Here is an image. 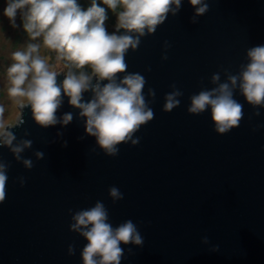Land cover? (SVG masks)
Instances as JSON below:
<instances>
[{"label":"water","instance_id":"1","mask_svg":"<svg viewBox=\"0 0 264 264\" xmlns=\"http://www.w3.org/2000/svg\"><path fill=\"white\" fill-rule=\"evenodd\" d=\"M209 7L192 23L195 9L182 0L178 15L169 14L137 51L129 50L128 71L145 76V96L148 88L156 92L154 119L136 134L137 146L121 145L111 157L86 135L79 119L43 129L30 108H23L24 124L8 129L17 137L14 143L33 141L20 155L34 167L26 169L8 146L0 148V158L12 165L0 203V264H83L86 241L70 231L69 209L97 200L114 226L131 219L145 239L142 248L128 246L133 254L125 247L121 264H264V127L253 131L264 125V109L256 117L237 93L244 119L225 135L215 132L210 111L199 116L187 111L202 79L203 86L213 87V73L221 71L224 79L222 69L236 71L249 47L264 44V0H212ZM165 41L171 47L162 60ZM173 83L184 95L180 107L166 113L164 96ZM69 111L78 116L65 97L57 114ZM37 150L44 152L42 160L34 155ZM111 186L123 200L113 203ZM205 235L209 245L201 243ZM72 243L76 254L69 256ZM216 244L220 252H210Z\"/></svg>","mask_w":264,"mask_h":264},{"label":"clouds","instance_id":"2","mask_svg":"<svg viewBox=\"0 0 264 264\" xmlns=\"http://www.w3.org/2000/svg\"><path fill=\"white\" fill-rule=\"evenodd\" d=\"M212 0H189L195 9L192 23H198L210 11ZM182 0H90L87 8L79 0H7L4 16L14 27L19 15L28 41L11 54V63L6 68L7 96L22 108H30L35 123L43 129L56 125L67 126L79 119L86 135L95 139L106 155L116 157L119 146H137L140 138L136 134L143 126L153 121L155 113L151 104L156 92L144 89L147 80L140 72H129L126 56L129 50L135 52L142 38L155 34L171 14L178 15ZM109 11L115 17L114 31H109L106 22ZM168 41L164 42L162 60L168 59ZM42 49L51 55H42ZM63 67V71L57 68ZM147 71H151L149 67ZM213 73L210 83L189 97L187 109L190 115L199 116L210 111L217 134L225 135L239 128L244 119V104L236 98L237 93L251 106L254 115H261L264 109V44L251 46L246 50V62L236 71L222 69ZM63 75V80L58 77ZM164 96L163 111L171 113L180 107L184 93L175 83ZM90 93L86 99L85 94ZM65 97L69 105L78 110L57 113ZM150 98V99H149ZM5 107L0 105V148L9 147L14 159L21 161L26 169L34 167L31 158L20 154L31 149L33 141L21 139L18 142L13 131L6 128L3 115ZM24 121H19L22 126ZM264 125H257L253 131ZM30 135L25 132V136ZM57 136L62 137L63 132ZM81 140L84 137H80ZM67 146V142H65ZM38 160L44 152L37 150ZM11 163L0 158V203L6 199L8 172ZM21 187L26 180L19 178ZM113 203L124 199L120 189H108ZM69 229L86 243L80 255L83 264H121L125 247L129 254L133 248L143 247L145 239L133 220L113 225L108 208L97 200L91 207L69 209ZM201 243L209 245V237H202ZM219 253V244L209 248ZM76 254V244L68 246V255Z\"/></svg>","mask_w":264,"mask_h":264},{"label":"rangeland","instance_id":"3","mask_svg":"<svg viewBox=\"0 0 264 264\" xmlns=\"http://www.w3.org/2000/svg\"><path fill=\"white\" fill-rule=\"evenodd\" d=\"M7 0H0V105L5 107L3 120L6 128L16 125L21 116L23 108L19 104L14 103L6 93L7 79L6 68L11 63V54L18 50L22 45L27 43L28 38L23 31L22 22L17 16L16 24L19 27H14L7 17L4 16V8ZM108 30L114 31V26ZM42 55H51L47 50L42 49ZM63 67L57 68V71H63Z\"/></svg>","mask_w":264,"mask_h":264},{"label":"trees","instance_id":"4","mask_svg":"<svg viewBox=\"0 0 264 264\" xmlns=\"http://www.w3.org/2000/svg\"><path fill=\"white\" fill-rule=\"evenodd\" d=\"M81 3L82 7L87 8L90 4V0H79ZM115 17L111 14L109 11V20L106 22L107 28L112 27L115 25Z\"/></svg>","mask_w":264,"mask_h":264}]
</instances>
